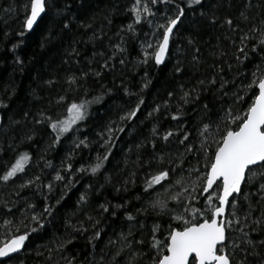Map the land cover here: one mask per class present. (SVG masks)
Here are the masks:
<instances>
[{
  "label": "trees",
  "instance_id": "obj_1",
  "mask_svg": "<svg viewBox=\"0 0 264 264\" xmlns=\"http://www.w3.org/2000/svg\"><path fill=\"white\" fill-rule=\"evenodd\" d=\"M24 2L25 0H0V99L8 104L7 109L0 108V115L10 118L6 119L5 125L0 129V174H3L20 153L28 152L32 157L31 163L26 167V174H23L21 179L7 184L0 181V201H8L9 206H12V201H16L13 207L14 215H8L7 209L0 205V243L11 235L18 234L17 227H20L21 232L25 230L21 225L22 220L30 224L21 215L25 200L15 195L19 183L37 175L41 177L37 183L46 184L53 181L55 172L61 169L62 161L72 163L74 178L70 190H65L62 182H54L55 191L48 194L47 200L48 204L55 205L53 216L47 218L51 222L45 223L40 232L30 235L26 241V250H22L10 260L1 261L0 264H54L57 260L59 264H66L60 253H54L52 261L46 260V257L55 238L68 234L65 221L71 219L72 223H76L83 217V212L77 210L80 195L87 191L90 200L87 211L93 216L99 214V209L95 206L105 201H110L113 205L125 204L126 210L136 215V210L143 207L147 200L143 194V185L147 168L145 162L153 158L154 152L147 143L152 138L153 124L158 125L160 133L175 129L177 122L171 119L170 113L176 112L177 104H180L186 113L184 124L195 136V126L203 115L204 104L208 105L211 110L209 114L213 116L229 105L234 109H246V104H232L231 92L235 90V86L229 84L225 88L229 95L222 96L216 86L207 85V80L216 76L219 81L223 76L228 80L236 79L239 83L243 79L240 73L250 70L255 58L243 65H237L233 56L236 47L226 38L231 37L238 43L237 32L223 25L226 16H239L242 0H203L202 9L194 6V13L186 9V18L179 26V31L175 32L170 45V56L165 64L159 66L151 60L147 65L137 63L142 58L141 41L146 39V33L155 29L143 23L136 25L137 35L127 31L126 25L134 19L133 13L129 11L134 0H69L72 5L70 14L75 15L81 22L90 23L92 27L83 28L74 23L71 32L63 31L51 42L43 40V29L27 33L23 38L18 35L23 30ZM149 6L156 13L155 17H149L153 23H164L165 13L172 15L175 11L173 4ZM10 7L13 11H6ZM200 11L207 15L201 17ZM213 14L218 18L215 24L210 23L208 19ZM94 34L95 39H90ZM189 38L194 44L188 43ZM21 39L23 43L13 52L12 45ZM42 42L44 47H41ZM117 44H121L127 51L117 53L115 61H109L115 63V68L112 71H104L101 78L92 75L91 70H100L103 62L116 51L114 46ZM73 48L77 50L76 53L72 52ZM196 48H199L198 53H195ZM194 54L199 56V63L193 61ZM17 56L23 63L16 62ZM121 58L125 59L123 66L118 62ZM178 61L182 72L176 71ZM229 64L232 65L231 69L228 68ZM220 67H223V72L218 71ZM84 72L90 74L86 81H80L83 86L77 89L76 85H72L70 88L66 82L67 78L72 74L80 77ZM145 79L151 81L146 89L143 88ZM201 79L205 80L204 86L197 84ZM49 80L55 83L49 86L46 83ZM180 85H184L185 90L196 88L200 93L199 100L183 105L179 99L182 95ZM125 88L134 94L125 93ZM107 89H111V92H107ZM169 92H173L174 96L169 98ZM65 93L68 101L77 102L81 99L92 101L102 93L103 95L100 102H93L88 106L87 118L74 125L71 131L61 137L59 143L54 144L52 130L46 125L36 123L34 118L37 113L43 111L53 120L64 119L67 115L66 105L57 104L56 100ZM136 94L144 99L141 112L136 119L121 121L119 117L136 104ZM247 99L246 96L245 100ZM165 100H170L168 109L163 107ZM156 105H161V112L148 118L147 113ZM25 112L28 113L27 117L24 116ZM12 121L19 123L13 124ZM112 121H115L114 128L124 127L125 130L123 133H114V147L105 169L95 176L76 172L81 165L93 163L97 152H104L100 146V133L104 132ZM28 136L33 138L28 140ZM85 139L89 142L88 147L81 145L77 148L76 144ZM141 143H144L145 147L138 151L136 146ZM156 143L158 150L163 147L159 139ZM178 148L179 145L174 141L166 146V150L173 153ZM129 149L132 151L129 152ZM138 155L141 158V166L133 163ZM46 161L52 162L51 168L45 167ZM132 173L135 175H131ZM105 177H111V182L106 183ZM131 180L135 183L129 182ZM125 184L126 191L122 187ZM89 185L92 186L91 189ZM61 193H64V198L57 205L55 200ZM44 194H47L46 189L40 192L33 187L21 192V197L36 204V211H41L45 204ZM170 207L175 205L170 204ZM124 211L125 209L118 210L115 217L104 214L101 218L103 232L101 239L96 242L95 250L81 236L67 247L63 256L75 257L76 264H98L102 255L108 260L114 251L113 248L106 247L108 239H115L121 230L127 231L128 228L129 222L124 218ZM137 218L143 222L144 227L140 229L137 225L134 232L137 239L141 238L143 233L146 241L144 251H147V240L154 223L160 226L157 232L160 239L167 235L169 224L177 226L167 215L157 216L149 212L147 216L140 215ZM6 220L13 223L8 225ZM253 236L258 234L253 233ZM140 264H147V257Z\"/></svg>",
  "mask_w": 264,
  "mask_h": 264
},
{
  "label": "snow or ice",
  "instance_id": "obj_2",
  "mask_svg": "<svg viewBox=\"0 0 264 264\" xmlns=\"http://www.w3.org/2000/svg\"><path fill=\"white\" fill-rule=\"evenodd\" d=\"M161 3L173 4L175 11L172 15L165 13L164 23H153L149 17H155L156 13L149 4L155 6ZM194 6L202 9L203 0H180V2L134 0L129 9L134 19L132 23L126 25L127 31L135 36L137 35L136 25L143 23L155 29L146 33V39L141 41L142 58L137 62L138 64L147 65L150 60L157 66L165 64L170 56V45L174 34L179 31V26L186 18V9L194 13L196 11ZM22 7L23 30L18 33L21 38L27 33L43 29L41 33L43 40L51 42L61 32H71L74 23L83 28L92 27L90 23L81 22L75 15L70 14L72 5L69 0H25ZM6 11H13V9L10 7ZM206 15L204 11H200L201 17ZM208 19L210 23L215 24L218 18L213 14ZM57 25H59L58 29ZM223 25L237 32L238 43L231 37H226L236 47L233 56L237 65H243L254 58L255 62L250 70L240 73L243 79L239 83L236 79L228 80L223 76L218 81L216 76H212L207 80V85L216 86L222 96L229 95L225 91L229 84L235 86V90L231 92L232 104H246V109H234L232 105H229L213 116L209 114L211 110L208 105L204 104V112L195 126L194 136L184 124L186 113L183 106L177 104L176 112L170 113L171 119L177 122L175 129L160 133L158 125L153 124L151 128L152 138L147 143L151 145L154 152L153 158L145 162L147 168L143 194L147 197L146 204L138 208L136 215H133L126 210L125 204L113 205L110 201H105L95 206L98 207L99 214L93 216L87 211L90 206L89 195L87 191L82 193L77 201V210L83 212V217L76 223H72L71 219L65 221V228L69 230L68 234L55 238L52 247L48 248L49 255L46 260L52 261L53 254L60 253L61 259H64L66 264H76L75 257L63 256L67 247L82 236L95 250L96 242L101 239L103 232L101 218L104 214L115 217L118 210L125 209L124 218L129 222L127 231L121 230L115 239H108L106 247L113 248L114 251L108 260H105L102 255L98 264H140L145 257H147V264H264V0H242L239 16H226ZM90 39H95V34ZM22 43L23 39L14 43L12 51L15 52ZM188 43L194 44V41L189 38ZM44 46L42 42L41 47ZM114 48L116 51L103 62L100 70H91L92 75L101 78L104 71H112L115 68V63H109V61H115L117 53H126L127 49L121 44L115 45ZM72 52L76 53L77 50L73 48ZM198 52L199 48H196L195 53ZM193 61L199 63V56L194 54ZM16 62L23 63L18 56ZM118 62L122 66L125 65L124 58L119 59ZM228 68L231 69L232 65L229 64ZM176 71H183L179 61ZM218 71L223 72V67H220ZM89 74L84 72L80 77L72 74L66 82L70 88L76 85L78 89L83 86L80 81H86ZM46 83L52 86L55 81L49 80ZM150 83V80L145 79L143 88L146 89ZM197 84L204 86L205 80H198ZM180 88L182 95L179 99L183 105L199 100L200 93L196 88L185 90L184 85H180ZM202 90L203 88L200 89ZM124 91L129 95L134 94L127 88ZM107 92H111V89H107ZM102 95L95 97L92 101L81 99L77 102L76 100L68 101L65 93L56 100L57 104L66 105L67 115L64 119L53 120L51 116L41 111L34 118L35 122L49 127L54 133L53 143H59L61 137L71 131L74 125L87 118L88 106L93 102H100ZM173 96V92L168 93L169 98ZM246 96L247 100H245ZM142 105H144V99L138 95L134 107L121 115L119 119L121 121L136 119ZM163 107L168 109L170 100H165ZM0 108H8V104L3 99H0ZM160 112L161 105H156L151 112L147 113V117L152 118L154 114ZM24 116L27 117L28 113L25 112ZM6 119L10 118L0 115V127L5 125ZM12 123L19 122L12 121ZM114 124L115 121L110 122L106 130L100 133L102 139L100 146L104 152L102 154L97 152L93 163L87 166L81 165L76 172L90 173L95 176L105 169L114 147V133H123L125 130L124 127L114 128ZM32 138V136L27 137L28 140ZM157 139L163 145L159 150ZM173 141L179 145L175 153L166 150V146ZM88 144L87 139L80 140L76 147L79 148L81 145L88 147ZM136 147L139 151L145 147V144L141 143ZM131 151L129 149V152ZM68 159L70 160L71 156ZM31 160L32 157L28 152L20 153L3 174H0V181L7 184L21 179L22 175L26 174V167ZM125 163L127 164L128 161L126 160ZM133 163L141 166L139 155ZM45 167L51 168L52 162L46 161ZM131 175L134 176L135 173ZM73 178L72 163L62 161L61 169L55 172L53 181L46 184L37 183L41 180V177L37 175L24 179L17 185L18 191L15 195L25 200L21 215L30 224L22 220L21 225L25 230L21 232L20 227H17L18 234H13L0 243V259L10 260L13 254L26 250V241L29 240L30 235L40 232L44 229L45 223L51 222L47 218L53 216L55 205L48 204L47 200L48 194L55 191L54 182H62L64 189L70 190L73 186ZM105 181L110 183L111 177H105ZM129 182L135 183L134 180ZM33 187L40 192L46 189L45 204L41 211H36V204L21 197V192ZM88 187L91 189L92 186ZM122 187L123 190H127L126 184ZM63 198L64 193H61L56 198L55 204H60ZM15 204L16 201L11 202L12 206H9L8 201H0V205L7 209L8 215H14ZM170 204H174L175 207H170ZM197 204L200 206L197 207ZM149 212L157 216L167 215L176 222L177 226L173 227L169 224L167 235L160 239L157 236L160 226L154 223L150 229V238L147 240V251H144L146 241L143 233L141 238L137 239L134 229L137 225L143 229L144 224L137 217L147 216ZM5 223L11 225L13 222L6 220ZM253 233H257L258 236L254 237ZM37 255H43V253H37ZM54 264H59V261H55Z\"/></svg>",
  "mask_w": 264,
  "mask_h": 264
},
{
  "label": "water",
  "instance_id": "obj_3",
  "mask_svg": "<svg viewBox=\"0 0 264 264\" xmlns=\"http://www.w3.org/2000/svg\"><path fill=\"white\" fill-rule=\"evenodd\" d=\"M0 129H1V127H0ZM15 255H17V254H13V257H14ZM5 260H8V259H7V258L0 259V262H1V261H5Z\"/></svg>",
  "mask_w": 264,
  "mask_h": 264
}]
</instances>
